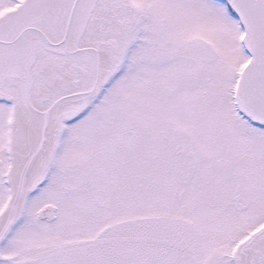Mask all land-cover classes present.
<instances>
[{
  "label": "snow or ice",
  "instance_id": "snow-or-ice-1",
  "mask_svg": "<svg viewBox=\"0 0 264 264\" xmlns=\"http://www.w3.org/2000/svg\"><path fill=\"white\" fill-rule=\"evenodd\" d=\"M0 264H264V0H0Z\"/></svg>",
  "mask_w": 264,
  "mask_h": 264
}]
</instances>
